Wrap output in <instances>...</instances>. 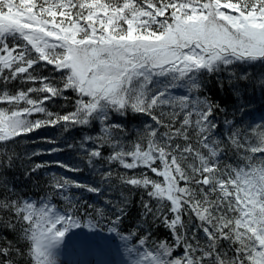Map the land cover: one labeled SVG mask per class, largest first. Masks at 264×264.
I'll return each mask as SVG.
<instances>
[{
	"label": "snow or ice",
	"instance_id": "obj_1",
	"mask_svg": "<svg viewBox=\"0 0 264 264\" xmlns=\"http://www.w3.org/2000/svg\"><path fill=\"white\" fill-rule=\"evenodd\" d=\"M43 128L61 138L17 151ZM25 156L28 179L92 180L32 199ZM73 237L104 264H264V0H0V264Z\"/></svg>",
	"mask_w": 264,
	"mask_h": 264
},
{
	"label": "trees",
	"instance_id": "obj_2",
	"mask_svg": "<svg viewBox=\"0 0 264 264\" xmlns=\"http://www.w3.org/2000/svg\"><path fill=\"white\" fill-rule=\"evenodd\" d=\"M214 85H210V88H213ZM223 95V93H221ZM62 101L57 102L55 105H50V107L55 111L60 109V104H62ZM140 117H136L133 119L131 116L129 117L130 121V127L136 128L139 124ZM73 136H75L77 139H79V136L76 132L72 133ZM41 137H56L57 139H60V130L59 129H53V128H43L39 130L36 133L31 134L30 137L26 138L24 141L21 142L19 148L17 151H19L21 154L27 150V152L30 154L32 150H39V149H47L50 147V145L40 142ZM33 141H36V143H33ZM63 160L65 162H76L75 154L70 151L65 152H58L51 156L49 155H43L40 157H35L33 160L35 162H41V161H51V160ZM29 165V161L27 160V157L25 156L23 160L20 162V168L16 169V179L18 182L19 189L26 193L30 198L37 199L39 196H42L45 194L46 188H47V181H48V174L50 173H57V174H65L68 176H71L73 179H79L84 182H88L92 180V177L89 175L87 169L80 173H65L63 169L51 167L42 169L40 171L39 175H34L31 177V179H28L22 175L23 169ZM151 175V174H150ZM79 193L77 192V195ZM129 196V199L131 201V206L129 209V219L125 220V225L129 226L132 223H135L139 219V212L140 209L138 207V202L141 198L142 192L139 190H134L132 192L127 193ZM85 198H88V194H85ZM144 198L147 199V196L144 195ZM89 202H92L89 200ZM158 236L160 238H163L165 236V230L163 228L158 230Z\"/></svg>",
	"mask_w": 264,
	"mask_h": 264
},
{
	"label": "rangeland",
	"instance_id": "obj_3",
	"mask_svg": "<svg viewBox=\"0 0 264 264\" xmlns=\"http://www.w3.org/2000/svg\"><path fill=\"white\" fill-rule=\"evenodd\" d=\"M87 231L88 230L85 229V232ZM103 235L110 234L106 232L103 233ZM102 243L103 242L101 241L100 244L102 245ZM64 254H72L74 257L76 256V258L79 257V263L82 262L81 264H97L99 260H104L105 258H109V260L118 259V257L108 254L105 249L97 244L83 242L82 237H73L70 242H66L65 245L61 246L58 250V264H61L65 259L66 255Z\"/></svg>",
	"mask_w": 264,
	"mask_h": 264
}]
</instances>
